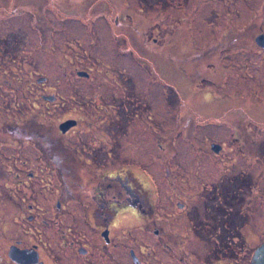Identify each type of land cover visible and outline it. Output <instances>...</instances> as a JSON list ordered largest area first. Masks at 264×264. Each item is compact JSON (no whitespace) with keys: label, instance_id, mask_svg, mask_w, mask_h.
<instances>
[{"label":"flooded vegetation","instance_id":"af4514ba","mask_svg":"<svg viewBox=\"0 0 264 264\" xmlns=\"http://www.w3.org/2000/svg\"><path fill=\"white\" fill-rule=\"evenodd\" d=\"M155 3L160 13L165 3L171 6L164 18L170 27L162 37L145 32L142 11H135L137 19L129 16V0L83 1L74 14L85 31L99 37L104 34L97 20H106L116 58L136 62L156 83L164 81L154 60L161 55L154 53L175 48L178 21L187 26L192 20H228L229 33L191 57L198 63L195 77L208 80L217 73L222 83H264V0ZM148 21L159 31L168 22ZM109 34L104 36L108 55L114 50ZM40 48L46 53L47 42L41 40ZM94 58L96 64L86 68L58 61L55 67L63 73L59 85L47 83L42 75L17 80L18 90L38 106L34 114L56 112L58 120L46 125L31 115L0 123V264H264V123L250 140L245 115L250 122L252 118L245 110L217 109L222 122L211 123L185 105L194 113H186L191 119L181 126L182 116L170 104L169 112L181 126L174 135L184 133L186 138L167 139L168 147L158 142L159 155L155 152L153 158L158 172L152 173L138 162L144 103L138 92L129 94L122 69L115 75L111 63ZM224 58L232 62L233 72L221 69ZM180 74L185 84L194 82L186 69ZM233 114L234 120L224 118ZM234 123L238 128H233L232 139L227 132L224 142L201 144L206 154L202 146L196 148L201 154L195 160L208 159L211 171L201 165L194 169L190 154L196 141L187 139L189 132L208 126L230 131ZM178 153L189 166L184 179L166 167L167 158L177 164ZM41 196H49L47 205L39 204Z\"/></svg>","mask_w":264,"mask_h":264},{"label":"rangeland","instance_id":"374dc122","mask_svg":"<svg viewBox=\"0 0 264 264\" xmlns=\"http://www.w3.org/2000/svg\"><path fill=\"white\" fill-rule=\"evenodd\" d=\"M83 1L88 3L91 0L0 1L1 124L30 119L33 115V118H41L43 123H47L46 125H54L58 120L57 113L42 116L34 114L38 106L31 104L30 97L24 93L23 89L18 90L17 87L21 85L17 84V80L24 81L27 78L32 79V76L42 75L46 78L47 83L52 82L59 85L63 73L55 67L58 61L61 64L86 68L96 64L94 58L96 56L115 67L116 72L113 74L117 75V70L122 69L125 75H128L129 94L133 95L138 92V100L140 99L144 103L140 105L142 111L139 112L141 115L139 116L141 119L139 123L143 126V132L141 133L142 141L141 138L138 141V145L142 149V156L138 162L152 173L158 172L156 162L153 159L155 152L159 155L158 142L162 147H168L170 142L167 139L179 142L186 138L184 133L174 135L175 132L177 133L176 130L181 129V124L189 123L186 120L191 119V116L186 115V113H194L187 111L185 105L195 109L196 114L205 115L204 117L210 119L211 123L222 122V116L215 115L217 109L224 111L236 107V109L245 110L252 118V122H250L245 115V124L248 126L247 128H250L247 139H256L258 125L264 123V83H257L256 80H238L237 83H227V79H224V83H222L217 73L209 74L208 80H201L199 76V78L195 77L198 63L196 60H191V57L201 54L199 50L219 39L221 34L226 36L231 24L228 20H192L187 26L182 21H178L177 23L181 26L176 31L172 41L175 48L159 50L154 53V55H161L159 57L154 56V60L157 75L164 81V83H156L149 79L136 62L127 58H116L119 55L115 50V41L109 34L108 22L102 17H99L101 20L97 21H99L98 24L104 35L99 37L84 30L83 24L76 20V15ZM38 2H40L38 5L42 6L36 5ZM155 2L157 0H129L127 11L133 19H137L136 12L140 14L142 11V15L146 18L145 32L147 34L157 33L159 37H162L170 27V21L164 18H167V13H171V6L165 3L161 9L162 13H160V7ZM76 11L77 14L75 15ZM80 12L89 16L84 9H80ZM155 18L168 21L167 26H164V31L150 27L148 20ZM83 20L88 21L87 18ZM108 34L111 37V42L108 43L114 49L113 52L110 51V55L106 51L108 49L104 37L107 35L108 38ZM41 40L47 42L46 53L41 51ZM136 40L137 37L134 38V41L138 44ZM139 42L141 43L140 37ZM238 60H233L234 65L239 64ZM220 67L225 73L234 71L232 62L225 58L221 61ZM71 69L72 67L68 68V71ZM181 69H186L189 76L195 77L193 83L185 84V77L180 78ZM128 71L130 74H127ZM75 82L80 87H87L82 81L76 80ZM235 98H240V100H234ZM132 103L131 99L129 104ZM170 104L174 105L178 114L180 113L182 116L179 121L181 126L176 124L177 120L169 112ZM235 114L224 118H228L227 121L234 120ZM237 123L230 126V131H220L217 130L218 126H208L212 129L201 127L196 129V134L193 131L189 132L191 137L188 134L187 139L196 141L195 151L193 150L190 154L193 158L194 169L201 165L209 172L211 171L208 167V159L202 157L199 161L195 160L197 153L201 154L196 148L206 142H224L223 140L228 139L227 132L231 134L232 139L233 128H238L236 127ZM151 132L155 133V137ZM234 134L238 135L236 130ZM176 147L179 146L176 145ZM202 149L204 154L208 153L205 146H202ZM165 152L170 154L171 151L167 148ZM179 155L183 156V153H178L176 165L171 162L170 158H167L166 167L172 171L174 176L184 179L189 176L186 175L189 172V166L185 163V159L182 161L179 159ZM159 176L164 177L161 173ZM48 200L49 196H41L38 201L40 205H47Z\"/></svg>","mask_w":264,"mask_h":264},{"label":"trees","instance_id":"16d2710c","mask_svg":"<svg viewBox=\"0 0 264 264\" xmlns=\"http://www.w3.org/2000/svg\"><path fill=\"white\" fill-rule=\"evenodd\" d=\"M1 1V0H0ZM11 1H16V0H11ZM40 2L36 3V5H38ZM45 3V2H44ZM43 3V4H44ZM38 6H42V5H38ZM54 10V9H53ZM46 13H47V10H46ZM12 14V13H11ZM37 18V16H35Z\"/></svg>","mask_w":264,"mask_h":264}]
</instances>
